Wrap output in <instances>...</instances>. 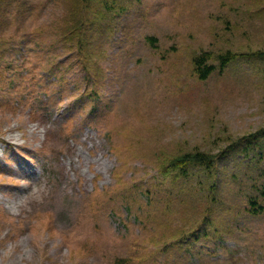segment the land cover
Returning a JSON list of instances; mask_svg holds the SVG:
<instances>
[{
    "label": "rangeland",
    "instance_id": "rangeland-1",
    "mask_svg": "<svg viewBox=\"0 0 264 264\" xmlns=\"http://www.w3.org/2000/svg\"><path fill=\"white\" fill-rule=\"evenodd\" d=\"M106 1L86 3L100 33L74 31V51L78 0H32L0 34V264H264V214L239 211L264 184V138L230 154L232 209L210 226L199 188L181 195L171 175L182 154L264 129L260 62L195 66L264 50V0H120L109 14Z\"/></svg>",
    "mask_w": 264,
    "mask_h": 264
},
{
    "label": "trees",
    "instance_id": "trees-1",
    "mask_svg": "<svg viewBox=\"0 0 264 264\" xmlns=\"http://www.w3.org/2000/svg\"><path fill=\"white\" fill-rule=\"evenodd\" d=\"M32 0H0V34H3V30L6 26L12 25L15 21H19L18 19H22L27 12L33 10V5L31 4ZM92 0H78L77 9L72 12L71 18L67 21L64 26L65 31L67 32L64 36L66 39V43L64 42L65 47L67 49L74 51L76 48H81L85 45L86 36L84 33H81L74 42V34L76 32H81L83 27L86 29L92 28L94 23H91L89 20V16L87 14L86 3L91 2ZM103 1V0H101ZM120 0H107V13H112L115 10L116 5H118ZM104 9V8H103ZM12 15V16H11ZM86 25H89L88 27ZM86 29V33L88 32ZM21 30V26L19 22H17V31L12 37L15 38L17 33ZM95 30L98 33L99 29H91ZM76 31V32H74ZM96 32V33H97ZM70 34V35H68ZM150 41H154L153 37L147 38ZM87 44L90 43V39L87 38ZM239 56L242 61L245 63L253 64L260 62V66H264V50H258L253 52H244V53H232L228 52L225 56L220 57L219 64L216 63H206L207 53L204 55L197 56L195 58V66L197 71L203 78H207V76L217 70V68L225 69L228 64ZM259 66V67H260ZM259 138H264V129L258 131L251 137H244L242 139L237 140L235 143L231 144L224 150H222L216 156H209L208 153L205 152H188L186 154H182L179 157H176L171 160V170H172V178L173 180H181L185 186H189V189L182 193L178 191L181 195L192 194L195 188H199V191L202 193L203 199L206 203L207 214H210L206 218L205 224L210 226L214 224L213 222V210L219 208L223 211H230L232 209V203L226 202L225 197L223 195L226 193L225 189L230 188L229 184L231 182H238L239 175L237 173L230 171V154L237 152L242 144H246L243 148H241V153H243L245 158L251 156V152H255L254 148L256 147V142ZM260 158L262 155L257 153ZM262 154V153H261ZM255 164H254V163ZM254 165H253V164ZM248 170L256 169L260 171V160L255 158L254 156L250 158L249 162L246 165ZM250 172V171H248ZM243 176V181L245 177ZM198 183V184H197ZM243 184V183H242ZM252 186L253 188H251ZM249 188L251 190H243L240 192V195H243L246 203L239 204L240 210H244L245 214L252 216H261L264 214V184H259L253 182ZM252 191V192H251ZM261 199V200H260ZM237 217H232L231 222H235ZM203 222V221H202ZM204 230L200 232L199 239L202 237V233ZM198 232V233H199ZM215 237L219 236L220 239H223L224 236L220 231H215ZM204 237H208V232L204 233ZM198 239V240H199Z\"/></svg>",
    "mask_w": 264,
    "mask_h": 264
}]
</instances>
